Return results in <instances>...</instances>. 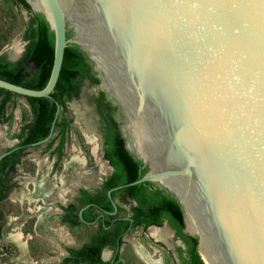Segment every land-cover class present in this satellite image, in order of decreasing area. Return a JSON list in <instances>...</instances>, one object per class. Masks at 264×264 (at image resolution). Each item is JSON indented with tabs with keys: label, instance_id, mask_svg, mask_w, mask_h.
I'll use <instances>...</instances> for the list:
<instances>
[{
	"label": "water",
	"instance_id": "95a60500",
	"mask_svg": "<svg viewBox=\"0 0 264 264\" xmlns=\"http://www.w3.org/2000/svg\"><path fill=\"white\" fill-rule=\"evenodd\" d=\"M24 1L51 30L50 76L41 90L2 79L0 89L56 109L48 136L28 147L54 135L52 93L72 43L118 106L141 171L107 191L106 213L117 208L111 192L153 183L181 207L202 261L264 264V0Z\"/></svg>",
	"mask_w": 264,
	"mask_h": 264
},
{
	"label": "rangeland",
	"instance_id": "374dc122",
	"mask_svg": "<svg viewBox=\"0 0 264 264\" xmlns=\"http://www.w3.org/2000/svg\"><path fill=\"white\" fill-rule=\"evenodd\" d=\"M28 22L27 12L13 0H0V54L13 61L21 56L27 43L23 35ZM12 52L15 53L14 56ZM99 92H104L101 82L94 85L86 80L79 98L67 102L64 110L60 109V115L70 120V124L64 137L59 159L57 158L58 140L56 139L50 148H47V143L29 147L15 166L7 182L10 186L7 198L0 203L3 215L14 218L11 223L4 219L5 222L2 224L3 235L0 237V247L6 248V255L0 257V264H56L61 257L59 254L65 253L62 243L64 234L47 222L49 215L55 213L56 202L61 200L60 195L64 196L63 200L70 199L80 188L89 192L99 191L102 181L111 172V167L103 158L104 122L96 106ZM5 116L8 117V122L0 123V154L19 144V140L14 138V135L32 118L30 107L20 96L14 97L12 103L7 104ZM113 117L117 118L114 114ZM88 122L92 124V130H88ZM55 135L56 133L53 137ZM89 136L95 138L96 148L95 145L90 146L86 142L85 137ZM74 148L85 158L84 165L71 161L70 158L79 154L74 151ZM122 196L118 193L115 199L121 206L122 213H128V204L120 202ZM20 199L23 200L22 203L17 202ZM27 208L31 210L26 212ZM33 216H35L34 220L37 217L40 219V230H37L38 235H35L32 242L28 241L26 251H22L17 243L6 239V233L14 229L23 231L22 224L26 220H31ZM160 229L167 228L164 225L161 228L142 229L139 227L130 230L124 237L122 246L124 250L121 254L126 264L144 263L134 253V247L137 246L144 247L149 254L161 259L162 264L180 263L179 253H176L175 246L179 245L185 249L184 245L181 241H175L172 237L173 233L170 234V232L167 242L154 238L153 236H157ZM86 230L85 228L78 230L76 246L86 241ZM64 238L65 241L69 239L68 236ZM182 255L187 256L184 252ZM103 258H110L108 250H105Z\"/></svg>",
	"mask_w": 264,
	"mask_h": 264
},
{
	"label": "trees",
	"instance_id": "16d2710c",
	"mask_svg": "<svg viewBox=\"0 0 264 264\" xmlns=\"http://www.w3.org/2000/svg\"><path fill=\"white\" fill-rule=\"evenodd\" d=\"M13 1L25 10L29 16L28 27L23 35V39L27 43L21 56L16 61H10L4 55H0V79L25 88L41 90L48 82L53 63L54 47L51 30L42 16L30 11L24 0ZM71 36L72 31L68 29L66 39H70ZM86 80L94 85L100 82L96 78L86 55L78 46L68 43L64 51L60 75L52 93L61 110H64L67 102L79 97L81 87ZM14 97L19 96L0 89V123L8 122V117L5 116L6 106L8 103H12ZM24 99L30 107L32 118L14 135V138L19 140L18 145L23 147L0 161V200L6 197L10 189L7 182L26 147L48 136L55 115V105L51 100L46 98ZM96 106L99 116L105 123L103 133L104 157L114 169L101 187L103 194L100 195V198L106 202L104 210L112 211L110 200L106 196L107 191L113 187L136 181L141 177V171L138 160L127 150L125 141L121 137L113 118L116 107L110 105L104 92H99L96 98ZM69 124L70 120L60 115L55 123L54 133L56 135L47 143V148H50L56 139L58 140L56 146L58 159L61 155L60 150ZM80 192L88 197L84 202L97 201V199L90 197L87 190L80 189ZM118 193L123 195L121 198L123 201H126L125 198L128 197L135 202V206L132 207L133 218L135 219L134 227L161 226L166 220L176 231V236L186 244L185 251L178 250L182 264H204L196 249L197 239L183 232V213L174 197L153 183H142L113 191L111 192L112 199ZM92 219L88 218L87 220ZM124 224V229H126L129 222L126 221ZM106 225H110V223L106 222ZM103 245L100 244L98 247L95 244L87 245L79 253L83 254L84 260H87L89 264H108L99 259V252ZM183 252L187 254L186 258L182 255ZM68 261V259H65L63 264L68 263Z\"/></svg>",
	"mask_w": 264,
	"mask_h": 264
},
{
	"label": "flooded vegetation",
	"instance_id": "af4514ba",
	"mask_svg": "<svg viewBox=\"0 0 264 264\" xmlns=\"http://www.w3.org/2000/svg\"><path fill=\"white\" fill-rule=\"evenodd\" d=\"M92 70H93V68H92ZM94 73H95L96 78H98L96 72H94ZM79 95H80V93H79ZM105 95H106V100L110 102V105L113 107H116L115 112H114V116H117V118H114V117L113 118H114V120L117 124L118 130L120 132V126L122 124V116H121L120 110H119L118 106L113 104V102L109 99V97L106 93H105ZM73 100H75V99H73ZM104 126H105V123H104ZM87 128H88V130H92L93 129L92 124L88 122ZM103 133H104V128L102 130V139H103ZM85 138H86V142L90 146L95 145V148H96V142H95V138L93 136H89V137H85ZM57 144H58V142H57ZM57 144H56V146H57ZM18 146H20V145H18ZM28 148L29 147L27 146L26 149H28ZM104 150H105V146H104V139H103V158L105 159ZM80 154H82V153H80ZM92 154H93V151H92ZM73 157L70 158L72 162L80 163L82 165L85 164V162L82 163L80 161L74 160ZM57 158H58V155H57ZM108 164H109V162H108ZM109 166L111 167V172L102 181L101 186L99 188L100 190L97 192H89L88 191L90 194V197H92L93 199H97V201L96 200H90L88 202H84L85 199H87L88 197H85L80 192V189H84V188H80V189H78L77 193H75L74 195L71 196L70 199L66 198L65 200H63L64 196L60 195L61 200L56 202L57 206L54 208L55 213H52L49 215L47 222L49 223L50 226H52V225L55 226L56 230L62 231V234H64V237L68 236V238H69L66 241L64 240L65 239L64 237L62 238V241H63L62 243H63V248H64L65 253L59 254L61 257L59 258V260L56 264H63L65 259L69 260L68 263H66V264H89L87 262V260H84L85 257L83 256V254H80L79 251L81 249H83L85 246L91 245V244H95L96 247H98L100 244H104L103 247L101 248L100 252H99V259L101 261L107 262L108 264H126L125 259L121 256L122 251L124 250L122 248V246L124 245V237L130 232L131 229L139 228V227L142 229H146L149 227L161 228L165 225L167 229L158 230V235L153 236V237L158 239V240L167 242L168 237H169V232H170V234L173 233L172 234L173 239L175 241H181L182 244L184 245V248H185V249H183L181 246L176 245L175 246L176 253H179V251H178L179 249L182 251H185L186 250V244L176 236V231L168 224V222L166 220L163 222V224L161 226H147V227L138 226V227H134L133 224L135 222V219L133 218L132 207L135 206V202L128 197L125 198L126 201H123V199H120L121 203L128 204V206H129L128 213H122V208L119 205V203H117L115 198L112 199L115 202L116 207H117L115 214L109 215L106 213V212H113L114 211V208H113V205H112L110 199H109L110 205L112 206L113 210L107 211V210H104V207L106 206V202H104L100 198V195L103 194V192L101 191V187H102L103 183L107 180V178L111 175V173L114 170L110 164H109ZM26 190H28V189H26ZM106 196H107V193H106ZM6 198L7 197L0 200V203L5 201ZM17 202L22 203L23 200L20 199V200H17ZM50 205H54V203H50ZM88 205H93V206H88ZM82 208H85L81 213V216L85 222H83L79 218V211ZM48 209L51 210L52 208H48ZM30 210H31L30 208H27L26 212H29ZM34 218H35V216H33L31 220H29V221L26 220L22 224L23 231H22V229L21 230L20 229H14L10 233H6V239H10L13 242L17 243V245L20 247V249L22 251H26V247H28V241L32 242L34 240L35 235L36 236L38 235L37 230H40V222H39L40 219H38V217H37L36 220H34ZM50 218H51V220H50ZM88 218H93V219L87 220ZM4 219H7V221H9L10 223L12 221H14V218H11V217L9 218L8 216H4L2 213V209L0 208V237L3 235L2 224H3V222H5ZM126 221L129 222V225L127 226L126 229H124V225H125L124 222H126ZM42 222H43V220L41 219V223ZM106 222H109L110 225H106ZM92 223H94V224H92ZM83 228L87 229L85 232L86 241H84L81 244H79L78 246H76L75 244L77 242L78 230H81ZM19 234L22 235V238H21V235L19 236ZM19 237H20V239H19ZM136 248L137 247H134V253H135V255H137L138 259L141 261V258L138 256V254L136 252ZM5 250H6V248H3L2 246L0 247V257L6 255ZM105 250H108L110 252V258L109 259L103 258ZM186 257L187 256H185V258ZM178 259L180 262L179 264H182V260L180 259V256L178 257ZM95 264H101V263H95Z\"/></svg>",
	"mask_w": 264,
	"mask_h": 264
},
{
	"label": "bare ground",
	"instance_id": "6f19581e",
	"mask_svg": "<svg viewBox=\"0 0 264 264\" xmlns=\"http://www.w3.org/2000/svg\"><path fill=\"white\" fill-rule=\"evenodd\" d=\"M63 4L65 7H68V1L67 0H63ZM13 56H14V52H12ZM75 149V148H74ZM78 152L77 149H75V152ZM96 152V151H95ZM79 154H77L76 156L73 157L74 160H77V161H80L82 163L85 162V158L81 156V152H78ZM187 231L190 232L191 234H194V230L193 228L191 227V225L189 224V222H187ZM21 234H19L20 236ZM18 237V236H17ZM21 238H22V235H21ZM20 239V237H19ZM136 252L138 254V256L141 258V260H143L146 264H162V260L161 259H158V258H155L154 256H152L151 254H149L144 247L142 246H137L136 248ZM201 253V257L203 259V261L206 263V264H210L209 260H207L206 256L202 253Z\"/></svg>",
	"mask_w": 264,
	"mask_h": 264
}]
</instances>
